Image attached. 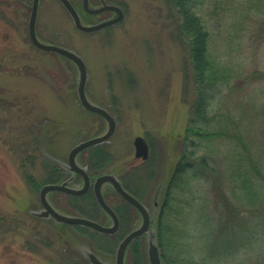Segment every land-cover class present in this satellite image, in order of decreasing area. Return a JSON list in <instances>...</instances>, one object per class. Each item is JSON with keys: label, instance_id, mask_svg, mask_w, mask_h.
Instances as JSON below:
<instances>
[{"label": "rangeland", "instance_id": "obj_1", "mask_svg": "<svg viewBox=\"0 0 264 264\" xmlns=\"http://www.w3.org/2000/svg\"><path fill=\"white\" fill-rule=\"evenodd\" d=\"M32 1L0 0V214L11 223L0 228V264H91L88 253L114 264L119 242L140 225L141 216L110 184H103V195L119 214L125 213V231L120 230L121 220L116 235H108L41 215L39 191L52 178L48 159L61 171L55 177L58 183L64 180L79 188L81 177L66 172L67 154L78 142L102 134L107 124L80 104L77 65L30 41ZM70 1L80 10L81 0ZM101 1L118 5L124 17L82 32L59 0H39L36 35L82 58L88 100L115 119L109 139L81 151L76 161L86 170L89 164L104 166L99 173L116 176L149 211L150 228L127 245L124 264H150L149 249L157 247L159 253L154 229L160 227L163 235L172 233L176 242L183 241L199 264L204 259L206 264H264L255 245L241 252L234 232L239 221L225 227V208L213 186L214 178L230 165L227 156L234 144L241 143L237 134L250 141L264 175V0L196 2L210 52L230 72L224 84L211 90L214 95L198 119L193 111L197 83L175 40L177 28L165 0H89V5L96 8ZM114 16L103 11L81 20L93 24ZM187 127L217 134L204 137ZM136 136L147 143L146 158L134 155ZM99 147L103 160L96 163L91 152ZM181 162L193 166L185 175L187 184L173 197L165 195L172 170ZM47 199L67 215L80 216L79 206H86L58 191L48 192ZM233 204L238 206V201L233 199ZM252 210L240 207L239 214L249 217ZM89 213L100 224H111L103 210Z\"/></svg>", "mask_w": 264, "mask_h": 264}, {"label": "trees", "instance_id": "obj_2", "mask_svg": "<svg viewBox=\"0 0 264 264\" xmlns=\"http://www.w3.org/2000/svg\"><path fill=\"white\" fill-rule=\"evenodd\" d=\"M202 1L203 0H165L168 16L172 18L171 22L176 24L178 36L175 40H177L186 55L185 57L191 71L192 80L197 83L196 100L193 104V111L195 115H197L196 119L204 115L208 101L210 97L214 95L211 90L220 84H224L226 79H228L227 77L230 76L229 68L223 65L221 60L210 52L209 33L201 14L196 12V2ZM222 1L223 0H214V2ZM77 12L81 18L84 16V18L89 20L94 19L97 15L87 13L82 5ZM193 128L194 127H187V131L190 130L192 134L204 137L217 134V132L214 131H205L204 133L200 131L197 132V129L195 130V128ZM236 138L241 143L234 144L230 155L227 156L230 162V165L227 167L228 171H226L227 169L220 171L217 177L214 178L213 186L217 191L216 196L219 195L221 197L222 205L225 208V212L223 211L225 227L228 228L231 226L232 220H238L239 222L234 232L238 234L240 240L238 241V245H240L242 249L241 252L244 251V253H246L245 250L247 246L255 245L257 251L260 252V254H258V260L262 258L260 261L261 263L264 259V181L263 184L261 183V181L264 180V175L262 174L260 165L255 160V154L253 153L250 141L244 140L239 134L236 135ZM239 149H241L240 152ZM91 154L97 159L96 163L103 160L101 147L95 152H91ZM182 155L186 157L188 154L183 150ZM200 160L202 164L207 163L204 158ZM47 162V167L50 170L49 177H52L49 183H57L55 177H59L61 171L53 161L48 159ZM102 168L104 169V166L89 164L87 173L90 178L93 179L100 175L99 170ZM192 168L193 166L187 162L177 164L167 181L165 195L171 194L173 197L174 191L182 189L187 184L185 182V175L188 174V171L193 170ZM29 173L30 172H26L25 176L27 175L30 177L31 175ZM204 178L207 179L208 176L206 175ZM258 178H261L260 182ZM128 191L135 195L131 190ZM65 195L69 197L70 200L78 199L81 204L84 206L86 205L85 207L79 206L78 211L81 212L80 216L95 220L94 216L96 215L89 212L98 211L101 208L95 201L92 190H88L80 196ZM233 199L238 201V206L233 204ZM165 202L166 201H163L160 210L158 209L157 218L159 219V223L163 210L166 208ZM248 206L253 208L251 215L245 218H243V216L241 217L239 214L240 207L247 208ZM86 208H89V210H86ZM113 209L117 213L119 220H121L120 230L122 229L125 231L124 227L126 226L127 219L125 213L123 214L124 216H122V214H119L118 209ZM5 220L6 219L0 214V228L5 225H11L10 222L8 224ZM160 228H155L154 231L155 241L159 248L162 264H199L198 261L194 260L195 254L186 249L183 241L178 240L176 242V236L172 233L163 235ZM227 258H232V256H228ZM204 260H202V264H206ZM218 262L219 261H215V263Z\"/></svg>", "mask_w": 264, "mask_h": 264}, {"label": "water", "instance_id": "obj_3", "mask_svg": "<svg viewBox=\"0 0 264 264\" xmlns=\"http://www.w3.org/2000/svg\"><path fill=\"white\" fill-rule=\"evenodd\" d=\"M38 1L33 0L31 5V12L28 21V35L30 41L38 48L55 52L60 54L71 61H73L79 70V81L77 94L80 104L88 111L96 113L103 117L106 121L107 128L104 133L80 141L75 144L67 154V169L73 173H78L82 177V185L79 188H73L67 185V181H63L61 183H48L43 185L39 191V198L42 205L41 215L50 216L54 220L67 224H78L82 226H87L95 231L105 234H111L117 231L119 227V219L116 212L113 208L106 202L102 194V185L108 183L111 187L116 191V193L122 197L126 202L131 204L140 214L141 222L140 225L131 231H129L119 242L116 253H115V261L114 264H124V252L126 250L127 245L136 237L146 233L150 228L152 223V218L150 217L148 209L131 193H129L123 186L120 181L113 175L109 173L101 174L97 176L93 183L91 184L90 178L86 173L85 169L80 166L76 161L77 154L93 145L103 143L109 139L115 129V120L112 115L104 108L99 107L97 105L92 104L85 93V83L87 78L86 66L83 62L82 58L76 54L75 52L66 49L62 46L55 44H48L41 42L36 35V16L38 9ZM62 5L65 7L67 12L72 18L74 26L76 29L82 32H94L100 30L102 28L111 26L118 21H120L124 17L123 10L115 4H107L105 1H101V5L92 8L89 6V0H82V7L84 10L90 14H97L103 11H112L115 13V16L93 24H84L72 3L69 0H59ZM134 145V155L135 157L146 158L148 156V146L145 139L142 136H136L133 140ZM90 186L93 190V195L97 204L101 207V209L110 217L111 224L110 225H102L99 222L81 216H73L63 214L57 211L48 201L47 193L50 191H60L70 195H81L84 194ZM150 248V247H149ZM157 247L149 249V259L150 264H160L161 260L159 257ZM91 264H105L101 262L98 257L92 253L87 254Z\"/></svg>", "mask_w": 264, "mask_h": 264}, {"label": "flooded vegetation", "instance_id": "obj_4", "mask_svg": "<svg viewBox=\"0 0 264 264\" xmlns=\"http://www.w3.org/2000/svg\"><path fill=\"white\" fill-rule=\"evenodd\" d=\"M91 181H92V179H91ZM155 204H156V206H157V202H155ZM119 226H120V223H119ZM118 230H119V227H118L117 231H116V232H114V233H111V235H114V234H116V233L118 232Z\"/></svg>", "mask_w": 264, "mask_h": 264}]
</instances>
